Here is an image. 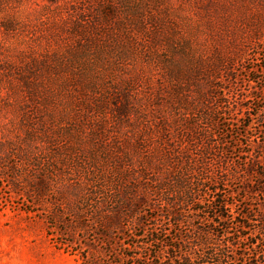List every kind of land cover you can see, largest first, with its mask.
<instances>
[{"label":"rangeland","instance_id":"1","mask_svg":"<svg viewBox=\"0 0 264 264\" xmlns=\"http://www.w3.org/2000/svg\"><path fill=\"white\" fill-rule=\"evenodd\" d=\"M202 173L248 240L188 208ZM205 234L264 264V0H0V264H168Z\"/></svg>","mask_w":264,"mask_h":264},{"label":"trees","instance_id":"2","mask_svg":"<svg viewBox=\"0 0 264 264\" xmlns=\"http://www.w3.org/2000/svg\"><path fill=\"white\" fill-rule=\"evenodd\" d=\"M198 89V87H197ZM188 95L186 98V102H188L189 105H192L194 109H197L198 113H200V117H204L206 115V112L204 111V107H207V105L204 104L206 101L205 96L200 92V90L196 91V96L194 98L188 99ZM196 103V104H194ZM194 104V105H193ZM205 150L208 151V149L205 147ZM168 158V157H167ZM188 175V174H187ZM188 177V178H186ZM184 179L180 178V181L176 180L175 183L178 184L177 182H180L183 184L184 182L186 185V190L187 192L185 193L186 196H188V201H186L187 205L189 206L188 208H192L193 210L203 213L206 216L209 217V222H216L218 225L222 224L227 227V222L229 221H235V226L238 232V237L244 238L245 240H248V236H245L243 234V229L248 227L247 224V219L250 218L249 213H244V212H236L234 213L231 211L230 203L223 199L222 195L219 193L220 186L219 183H211V178H206L203 173L201 174V179L199 183L194 184L193 182L190 181V177L186 176ZM107 182V181H106ZM167 187V186H166ZM164 187L165 191H169L170 186L167 188ZM206 189L208 194L211 196L210 199L207 200H202L200 199V194H198V190H204ZM115 189L113 186H108V184H102L97 186L91 194V199L95 198L98 196L101 200L107 201L105 203V207L108 205H111V209H108L111 211L112 215L110 216V219L114 217H119L122 214H125L126 216L131 215V213L124 212L123 211V202L122 201H117L116 194H114ZM179 198V197H178ZM173 201L172 199H167L165 201L164 205H168L167 207V217L171 215L172 218H175V220H179L180 213H177L173 211L172 209H169L172 207L177 201ZM189 203V204H188ZM199 204V205H196ZM108 208V207H107ZM132 208V207H131ZM130 208V209H131ZM115 209L114 211H112ZM153 212V210H152ZM156 216L152 215L151 218H155ZM244 219H240V218ZM160 231V230H159ZM207 234V231H205ZM204 232V233H205ZM203 233V234H204ZM213 233V231H212ZM104 234V233H103ZM157 234L158 231L155 228H152L151 231L149 232V239L150 243H158L157 239ZM204 235L203 237H200V240L196 241L198 243H194L195 246L200 247V250H198V255L195 257H192L190 251L185 250V252L182 255H174L173 250H175L176 247L175 245L169 244L167 246V252H166V260L165 262L169 261L168 264H237V258L235 256H229L227 254V247L228 246H221L218 248H212V246L209 248L207 247V244L210 243L208 239H206L207 235ZM106 236V233L104 234ZM102 237L103 244L106 249H108L112 245V241L109 240L106 237ZM200 236V235H198ZM255 241H250L249 244L250 246H253ZM255 246V245H254ZM240 258L243 257V255H239Z\"/></svg>","mask_w":264,"mask_h":264}]
</instances>
